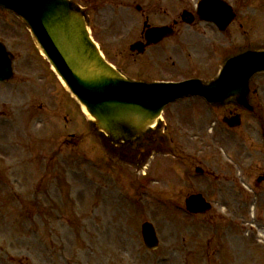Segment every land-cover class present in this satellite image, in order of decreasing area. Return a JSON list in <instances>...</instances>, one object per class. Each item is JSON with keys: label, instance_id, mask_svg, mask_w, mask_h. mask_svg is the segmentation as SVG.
Listing matches in <instances>:
<instances>
[{"label": "rangeland", "instance_id": "1", "mask_svg": "<svg viewBox=\"0 0 264 264\" xmlns=\"http://www.w3.org/2000/svg\"><path fill=\"white\" fill-rule=\"evenodd\" d=\"M74 1L88 7L96 41L119 63L146 19L160 25L178 17L177 36L152 50L159 69H166L159 78L178 80L201 70L210 80L229 57L264 49V0H225L237 13L225 33L198 18L192 26L181 23L182 12L196 10L201 0ZM15 19L0 9L4 40L24 31ZM5 21H16V29ZM24 36L15 42L35 53ZM20 78L1 86L11 89ZM251 87L257 89L249 97L257 113L242 112V125L233 130L220 118L229 107L212 110L199 99L170 106L164 124L171 127L166 137L175 151L140 164L110 154L75 101L69 115L65 100L59 103L56 123L33 120L40 127L28 143L33 121L23 116L30 105L38 109L45 93L21 99L16 92L0 93V264H264V183H256L264 175V73ZM213 121L215 135L208 127L193 131ZM187 163L213 176L199 177L192 169L185 177ZM199 190L214 208L192 216L184 200ZM145 221L156 226V251L144 245Z\"/></svg>", "mask_w": 264, "mask_h": 264}, {"label": "water", "instance_id": "2", "mask_svg": "<svg viewBox=\"0 0 264 264\" xmlns=\"http://www.w3.org/2000/svg\"><path fill=\"white\" fill-rule=\"evenodd\" d=\"M0 7L23 19L60 77L94 119L103 139L113 151L129 157L155 146L157 133L153 127L168 103L201 94L213 104L235 97L248 107L250 80L264 71V51H247L230 58L219 78L207 85L198 81L134 82L104 59L88 32L84 13L69 0H0ZM199 14L221 30L235 18L230 6L213 0H204ZM172 34L169 27H157L148 31L147 38L157 43ZM141 45L136 43L131 49L139 50ZM10 72V61L0 43V79H7ZM187 207L193 213H202L211 205L202 195H193ZM143 236L148 248L158 247L159 239L151 223H144Z\"/></svg>", "mask_w": 264, "mask_h": 264}, {"label": "flooded vegetation", "instance_id": "3", "mask_svg": "<svg viewBox=\"0 0 264 264\" xmlns=\"http://www.w3.org/2000/svg\"><path fill=\"white\" fill-rule=\"evenodd\" d=\"M177 20H173V22H176ZM12 40L9 39L7 36L4 40V42L9 46L11 53L13 54V61H14V77L12 80L7 82H0V93L7 94L10 93V96H13L14 92L18 94V99L21 98H27L28 94L35 93V91H43L45 93L46 99L43 100L42 103L39 104L38 109L35 111L34 106L30 105L29 108H26V114L23 116V120H26L28 116L31 115V120H35L38 117H45L48 118L50 121L56 123V111L60 108L59 103L61 101L63 102L65 100V104L67 105V112L68 115L70 112L74 110V101L69 96L63 87L60 85L57 77L55 74L50 70L48 64L39 56L38 52L35 51V53H32L29 49V46H26V48H23L22 43L15 42L14 39H19L21 32L19 31H12ZM143 37V36H142ZM24 38V37H23ZM10 40V41H8ZM166 41V40H164ZM9 42V43H8ZM12 45H15L16 48H13ZM153 47V46H152ZM152 47H149L146 52L142 55H139L137 53H131L123 63H115V65L127 76L138 79V80H145V81H156L160 80L158 73H164V70L158 69L157 66H155V54H151ZM22 51L20 52V50ZM30 53V55H29ZM150 55V56H149ZM28 58V59H27ZM22 60V61H21ZM29 63H28V62ZM18 62V63H17ZM23 66V67H22ZM202 70L205 69L206 66H202ZM201 70L198 74H195V78L202 79ZM17 76H20L21 78L17 80V84H13L11 86V89L2 87L1 85H8L14 82L17 79ZM16 82V81H15ZM10 86V85H9ZM2 87V88H1ZM29 89L28 91L25 89ZM39 97H41V93L38 94ZM200 98V97H198ZM31 102H33L32 99H29ZM10 103V102H9ZM52 103V106H51ZM237 112V110H229L227 112V117H230L234 115ZM41 113V114H40ZM195 115H199L194 111ZM73 118V117H72ZM73 122V121H72ZM45 123V122H43ZM35 124V125H34ZM38 123H35L33 121L32 125L29 127V132L26 135L27 140H35L31 137L35 134L33 133V130H37ZM196 124V123H195ZM34 125V127H32ZM202 126L201 124L193 130L194 132H203V130H206V128H210V131L212 133L216 130V123H212V127L208 126V124L204 123ZM32 127V128H31ZM74 127V126H71ZM69 127L67 126V129ZM168 130V127L164 128V132ZM70 137H72L74 134L69 133ZM30 139V140H29ZM72 143H74L73 140H70ZM66 142H69L68 140ZM32 145V144H31ZM31 147V146H30ZM192 172V168L190 164H187L185 166V176L190 175ZM207 173V170H206ZM203 170L202 176L206 174Z\"/></svg>", "mask_w": 264, "mask_h": 264}, {"label": "bare ground", "instance_id": "4", "mask_svg": "<svg viewBox=\"0 0 264 264\" xmlns=\"http://www.w3.org/2000/svg\"><path fill=\"white\" fill-rule=\"evenodd\" d=\"M261 231H262V233H263L262 235H264V230H261Z\"/></svg>", "mask_w": 264, "mask_h": 264}]
</instances>
